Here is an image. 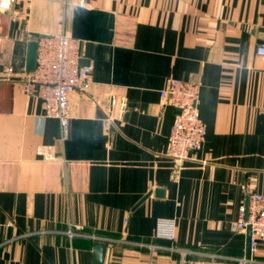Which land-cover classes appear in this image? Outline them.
Returning <instances> with one entry per match:
<instances>
[{"label":"crops","instance_id":"0c3cea01","mask_svg":"<svg viewBox=\"0 0 264 264\" xmlns=\"http://www.w3.org/2000/svg\"><path fill=\"white\" fill-rule=\"evenodd\" d=\"M61 32L92 65L65 142L42 100L3 74L26 71L29 33ZM262 43L264 0H16L0 14V264H241L249 230L231 222L264 192ZM174 78L199 84L206 126L182 164L169 154L177 110L160 95ZM251 257L264 264V241Z\"/></svg>","mask_w":264,"mask_h":264},{"label":"built area","instance_id":"2783aa9c","mask_svg":"<svg viewBox=\"0 0 264 264\" xmlns=\"http://www.w3.org/2000/svg\"><path fill=\"white\" fill-rule=\"evenodd\" d=\"M14 2L16 0H0V14L9 10ZM80 4L88 7L90 0H80ZM29 36L38 42L35 69L17 74L14 68L8 65L3 74L8 78L18 75L26 90L42 100L44 115L58 120L59 141L65 142L70 136L71 93L88 88L92 78V65L81 64L82 40L79 38L65 32L36 36L29 33ZM257 53L264 55V43L258 45ZM199 93L198 83L177 78L169 80L166 86L160 89V95L177 110L169 136V154L178 164L189 158L192 151L201 149L206 140V126L198 105ZM37 153L45 159L56 158L54 145L41 144L37 147ZM166 227L160 224L158 236L174 239V226ZM231 228L236 232H246L250 229L251 251L257 250L264 241V192H248L247 204L245 202L240 206L239 216L231 222ZM66 234L70 238L83 235L77 228L72 227L66 230ZM91 237L98 240L107 239L94 234ZM238 261L241 264L258 262L251 256L239 258Z\"/></svg>","mask_w":264,"mask_h":264},{"label":"water","instance_id":"95a60500","mask_svg":"<svg viewBox=\"0 0 264 264\" xmlns=\"http://www.w3.org/2000/svg\"><path fill=\"white\" fill-rule=\"evenodd\" d=\"M37 49H38V42L36 39H32L28 47V57H27V65H26V71L28 72L34 70L36 67ZM149 195H150V192L141 200V202L144 201ZM246 204H247V199H246ZM249 235L251 239L250 229H249ZM250 239H249V246H248V257L251 256ZM105 248H106L105 244L96 245V260L97 261H102Z\"/></svg>","mask_w":264,"mask_h":264}]
</instances>
